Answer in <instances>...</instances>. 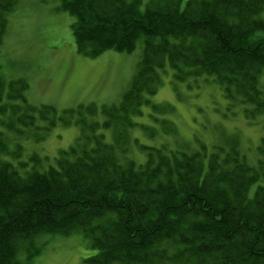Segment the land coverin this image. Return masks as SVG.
Wrapping results in <instances>:
<instances>
[{
	"label": "trees",
	"instance_id": "trees-1",
	"mask_svg": "<svg viewBox=\"0 0 264 264\" xmlns=\"http://www.w3.org/2000/svg\"><path fill=\"white\" fill-rule=\"evenodd\" d=\"M19 1L0 0V51ZM41 1L72 17L78 51L131 52L141 39V55L119 102L61 111L29 102L27 81L0 64V264H31L40 236L73 232L95 250L88 264H264V186L249 196L262 161L250 165L233 138L170 148L132 136L172 131L157 115L172 106L151 101L168 71L217 83L248 119L264 113V0ZM145 105L150 125L136 121ZM72 124L78 135L54 165L22 157L31 135Z\"/></svg>",
	"mask_w": 264,
	"mask_h": 264
},
{
	"label": "rangeland",
	"instance_id": "rangeland-1",
	"mask_svg": "<svg viewBox=\"0 0 264 264\" xmlns=\"http://www.w3.org/2000/svg\"><path fill=\"white\" fill-rule=\"evenodd\" d=\"M71 20L53 2L20 0L9 16L1 46L2 73L10 76L6 79L23 77L27 81L29 102L50 104L58 111L88 103L100 107L119 102L136 71L141 39L131 52L107 49L96 56L86 55L77 50ZM261 82L264 84V72ZM151 101L172 106L163 115H157L171 119L173 129L163 132L159 125L153 124L156 133L150 137L137 128L132 136L140 141L155 145L164 142L170 148L186 145L197 148L200 143L207 147L213 144L226 147L225 140L233 138L250 165L257 167L258 161L264 165V151L259 149L264 138V113L246 118L240 107L228 105L217 83L201 78L177 82L172 71H168L161 75V83ZM150 111L145 105L144 114L136 121L152 124ZM78 132L74 124L42 130V138L34 140L31 135L24 143L22 157L36 153L48 157V161L42 162L43 167L54 165L59 152L73 144ZM131 155L138 162L145 159L134 145ZM261 175L250 187V197L258 185L264 186V175ZM36 244L42 245L41 252L31 264H88L84 259L95 253L81 232L44 234Z\"/></svg>",
	"mask_w": 264,
	"mask_h": 264
}]
</instances>
